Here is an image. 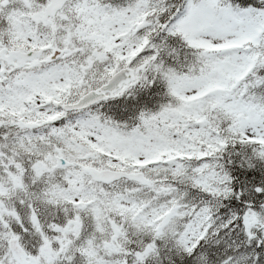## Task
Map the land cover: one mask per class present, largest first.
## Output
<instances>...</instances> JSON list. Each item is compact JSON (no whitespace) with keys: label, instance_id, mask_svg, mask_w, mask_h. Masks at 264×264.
<instances>
[{"label":"snow or ice","instance_id":"6c2138e0","mask_svg":"<svg viewBox=\"0 0 264 264\" xmlns=\"http://www.w3.org/2000/svg\"><path fill=\"white\" fill-rule=\"evenodd\" d=\"M0 264H264V0H0Z\"/></svg>","mask_w":264,"mask_h":264}]
</instances>
